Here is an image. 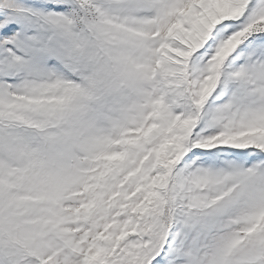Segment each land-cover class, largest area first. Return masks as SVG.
I'll return each mask as SVG.
<instances>
[{
	"label": "snow or ice",
	"instance_id": "obj_1",
	"mask_svg": "<svg viewBox=\"0 0 264 264\" xmlns=\"http://www.w3.org/2000/svg\"><path fill=\"white\" fill-rule=\"evenodd\" d=\"M0 264H264V0H0Z\"/></svg>",
	"mask_w": 264,
	"mask_h": 264
}]
</instances>
